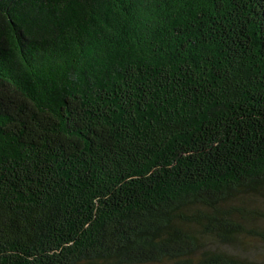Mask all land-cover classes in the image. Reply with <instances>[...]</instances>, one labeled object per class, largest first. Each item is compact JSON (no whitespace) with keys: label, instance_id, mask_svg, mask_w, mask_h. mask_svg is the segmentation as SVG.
Instances as JSON below:
<instances>
[{"label":"trees","instance_id":"1","mask_svg":"<svg viewBox=\"0 0 264 264\" xmlns=\"http://www.w3.org/2000/svg\"><path fill=\"white\" fill-rule=\"evenodd\" d=\"M246 238L264 0H0V264H264Z\"/></svg>","mask_w":264,"mask_h":264},{"label":"rangeland","instance_id":"2","mask_svg":"<svg viewBox=\"0 0 264 264\" xmlns=\"http://www.w3.org/2000/svg\"><path fill=\"white\" fill-rule=\"evenodd\" d=\"M249 241V245L243 246V251L250 258L264 261V243L259 239H244ZM211 247V246H210ZM170 264V263H162Z\"/></svg>","mask_w":264,"mask_h":264}]
</instances>
